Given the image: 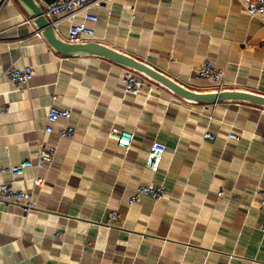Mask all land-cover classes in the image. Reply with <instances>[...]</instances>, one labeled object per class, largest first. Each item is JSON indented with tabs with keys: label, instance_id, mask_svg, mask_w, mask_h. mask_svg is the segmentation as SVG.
<instances>
[{
	"label": "crops",
	"instance_id": "0c3cea01",
	"mask_svg": "<svg viewBox=\"0 0 264 264\" xmlns=\"http://www.w3.org/2000/svg\"><path fill=\"white\" fill-rule=\"evenodd\" d=\"M95 11L90 40L199 90L213 88L196 72L209 59L223 69L224 88L264 94V21L244 0H103ZM33 17L21 0H0V166L34 159L41 145L58 152L15 183L35 193L28 215L0 200V264H264V209L254 192L264 188V107L192 103L157 84L126 93V67L60 54ZM70 24L56 29L64 39ZM12 65L36 74L13 87L4 74ZM52 103L72 109L54 127L74 126V138L46 132ZM112 126L135 133L129 148ZM156 141L167 149L153 172L145 161ZM9 180L0 172V183ZM151 181L167 196L130 204Z\"/></svg>",
	"mask_w": 264,
	"mask_h": 264
},
{
	"label": "built area",
	"instance_id": "2783aa9c",
	"mask_svg": "<svg viewBox=\"0 0 264 264\" xmlns=\"http://www.w3.org/2000/svg\"><path fill=\"white\" fill-rule=\"evenodd\" d=\"M41 5L43 14L52 22L54 27L58 29L59 24L64 20H70L66 39L71 42L89 41L87 37H92L95 34V28L90 23H97L99 15L95 11L103 0H37ZM245 7L250 17H261L264 21V0H244ZM80 17L81 22L76 23L75 20ZM39 37H43L40 32H37ZM197 76L209 81L213 88H224V71L215 65L209 59H204L198 69ZM5 76L13 87L23 88L35 76L36 70L32 65H25L24 67H17L12 65L5 71ZM122 82L126 93L137 95L142 93L146 86H153L154 81L146 76L132 70L125 68L122 75ZM159 85V84H157ZM72 109L70 107L52 103L49 106L47 114V125L45 130L47 133L56 131L54 124L60 119L64 118L67 121L71 118ZM60 137L74 138L76 128L72 125H66L64 128L56 131ZM111 136L117 139L120 146L129 148L133 144L135 133L122 129L117 126L111 127ZM204 138L215 140L216 135L210 131L204 133ZM231 138L237 139L238 136L231 134ZM167 145L162 142H154L150 148L149 154L145 161V167L157 172L163 160ZM58 147L52 145L46 147L41 145L36 157L21 161L17 165L0 166V172H8L12 175V180L0 183V200H9L21 206L22 213L28 215L37 206V199L34 191L25 189H17L15 183L24 176L25 171L29 168L42 169L47 163H51L57 155ZM44 179L38 174L34 176L35 186H41ZM255 194L262 198V209H264V188L258 187L255 189ZM150 195L156 201H159L167 196V191L164 185H157L154 181L141 184L137 187V191L128 197L129 203L134 204L141 200L142 195ZM224 191H220L222 196ZM116 216V213H113ZM264 233V225L261 227Z\"/></svg>",
	"mask_w": 264,
	"mask_h": 264
},
{
	"label": "water",
	"instance_id": "95a60500",
	"mask_svg": "<svg viewBox=\"0 0 264 264\" xmlns=\"http://www.w3.org/2000/svg\"><path fill=\"white\" fill-rule=\"evenodd\" d=\"M21 1L31 10L34 23L42 36L56 51L64 56L95 55L104 57L114 63L135 70L188 102L213 104L239 101L264 107V94L229 88L195 89L173 79L152 64L105 43L94 40L84 42L68 41L58 34L52 22L43 14L42 7L37 0Z\"/></svg>",
	"mask_w": 264,
	"mask_h": 264
}]
</instances>
